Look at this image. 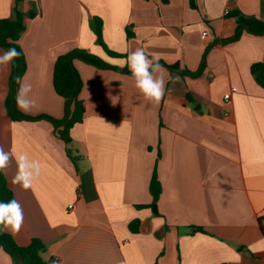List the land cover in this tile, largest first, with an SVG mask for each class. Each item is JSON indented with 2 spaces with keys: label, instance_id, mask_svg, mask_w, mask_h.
Returning <instances> with one entry per match:
<instances>
[{
  "label": "crops",
  "instance_id": "0c3cea01",
  "mask_svg": "<svg viewBox=\"0 0 264 264\" xmlns=\"http://www.w3.org/2000/svg\"><path fill=\"white\" fill-rule=\"evenodd\" d=\"M15 1L0 0V20L12 19ZM17 9L25 16L22 79L36 100L29 112L17 107L24 115L64 117L53 66L74 50L129 71L127 55L143 48L201 73L163 67L165 96L155 104L131 75L75 61L85 114L65 145L47 121L10 119L12 63L0 66V145L42 167L29 190L11 183L14 158L4 173L24 214L19 232L6 231L15 242L39 239L55 264H264V87L251 71L264 63V35L233 16L264 23V0H21ZM94 19L117 56L97 43ZM0 264L19 263L0 252Z\"/></svg>",
  "mask_w": 264,
  "mask_h": 264
},
{
  "label": "trees",
  "instance_id": "16d2710c",
  "mask_svg": "<svg viewBox=\"0 0 264 264\" xmlns=\"http://www.w3.org/2000/svg\"><path fill=\"white\" fill-rule=\"evenodd\" d=\"M21 0L15 1L12 19L0 20V49L7 51L9 48H15L20 56L12 62V73L9 79V95L5 101V107L8 116L13 122L22 121H47L54 126L57 130L58 138L65 144L69 145L72 141L70 132L72 128L82 123L84 119L85 109L78 95L81 90L80 77L75 69L74 62L80 61L96 69H110L120 73L131 75L127 69H118L108 66L100 59L87 54L82 50H74L68 54L59 56L54 63L52 73V87L54 93L64 101V117L61 120H54L48 116H27L22 114L18 109L15 102V96L18 91L19 85L16 83V77H21L26 71V62L18 41L25 31V16L17 9ZM233 16L237 20V25L247 26V31L251 35L261 36L264 35V23L254 18H246L238 13ZM29 18H33L34 14L30 12ZM92 28L96 35L97 43L104 48L106 53L110 56H117V54L109 52L105 49L102 42V24L99 20L94 19ZM129 36V35H128ZM159 63L170 71L179 72L181 75L196 78L200 75V71L187 72L180 71L176 66H170L163 61ZM264 63L255 64L252 66L251 71L255 76L256 81L264 87ZM149 193L152 198L150 208L153 213L157 215L156 204L161 193V185L158 180L157 174L154 171L149 183ZM14 199L12 192L9 190L4 172H0V202H8ZM129 230L136 232L139 228V221H133L129 224ZM193 232H202L200 228H192ZM0 252L8 255L14 262L19 264H55L54 260H44L43 255L46 252V247L39 239H33L27 246L18 245L13 237L6 231H0Z\"/></svg>",
  "mask_w": 264,
  "mask_h": 264
},
{
  "label": "clouds",
  "instance_id": "9594fccd",
  "mask_svg": "<svg viewBox=\"0 0 264 264\" xmlns=\"http://www.w3.org/2000/svg\"><path fill=\"white\" fill-rule=\"evenodd\" d=\"M20 53L15 48L0 52V66H9ZM127 67L134 78L135 86L143 97L155 104H160L165 96L166 81L162 75L163 66L159 63L157 56L149 58V54L143 48H136L127 55ZM176 77L174 82H178ZM19 85L15 96L17 107L23 112H29L36 106V100L31 98L32 84L25 82L21 77H16ZM15 159L17 166L16 174L12 178L13 185H19L24 190L33 187L34 182L41 176L42 167L39 160L31 159L28 154H15L5 151L0 145V172L6 173L10 161ZM24 222L23 209L19 201L12 199L8 202H0V231L17 233Z\"/></svg>",
  "mask_w": 264,
  "mask_h": 264
},
{
  "label": "built area",
  "instance_id": "2783aa9c",
  "mask_svg": "<svg viewBox=\"0 0 264 264\" xmlns=\"http://www.w3.org/2000/svg\"><path fill=\"white\" fill-rule=\"evenodd\" d=\"M225 14H228V11H226ZM204 35H206V34H204ZM232 91L234 92L235 90L233 89ZM224 101H225V102H228V101H229V97L226 96V97L224 98ZM74 208H75L74 205H69V206L67 207V209H66V212H71V211L74 210Z\"/></svg>",
  "mask_w": 264,
  "mask_h": 264
},
{
  "label": "rangeland",
  "instance_id": "374dc122",
  "mask_svg": "<svg viewBox=\"0 0 264 264\" xmlns=\"http://www.w3.org/2000/svg\"><path fill=\"white\" fill-rule=\"evenodd\" d=\"M69 151H70V150L68 149V150H67V153H69ZM70 157L72 158V160H74V157H72V156H70Z\"/></svg>",
  "mask_w": 264,
  "mask_h": 264
},
{
  "label": "water",
  "instance_id": "95a60500",
  "mask_svg": "<svg viewBox=\"0 0 264 264\" xmlns=\"http://www.w3.org/2000/svg\"><path fill=\"white\" fill-rule=\"evenodd\" d=\"M245 29H247V26H245Z\"/></svg>",
  "mask_w": 264,
  "mask_h": 264
}]
</instances>
